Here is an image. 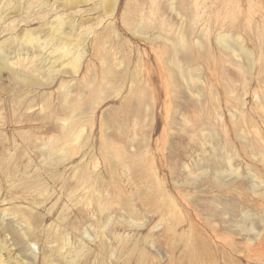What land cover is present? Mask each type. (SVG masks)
<instances>
[{"label":"rangeland","instance_id":"obj_1","mask_svg":"<svg viewBox=\"0 0 264 264\" xmlns=\"http://www.w3.org/2000/svg\"><path fill=\"white\" fill-rule=\"evenodd\" d=\"M153 1L0 0V43L45 48L0 68L4 264H192L196 214L264 228V0ZM56 17L84 54L47 81Z\"/></svg>","mask_w":264,"mask_h":264},{"label":"bare ground","instance_id":"obj_2","mask_svg":"<svg viewBox=\"0 0 264 264\" xmlns=\"http://www.w3.org/2000/svg\"><path fill=\"white\" fill-rule=\"evenodd\" d=\"M80 1L81 0H68V4L71 7H76ZM116 2L117 0H103L102 4L104 6V9L106 10L108 9V11L110 12V15L113 12V7L116 5ZM19 5L20 3L16 5L18 7L15 6L13 8L14 10H16V12H19L21 9ZM152 5L153 6L156 5L155 0L151 2V7ZM64 21L65 20L62 19L61 17H56L51 22V25H50L51 36L47 43H51L52 41H55L58 43V47L61 46L60 48L62 52L61 61H62V65L65 68H63L62 70H58L59 69L57 68L58 61H55L54 63H52L51 71L48 73L47 81H50L57 74L61 72H65V71L70 72V74H76L79 70L80 62L84 54L83 50H79L77 47L71 44L72 42L71 33L73 30V24H71L70 22H69L70 24H66L67 22H64ZM148 22H150V20H148ZM83 35L85 34L83 33ZM217 40L219 44L224 45L226 37L224 35H219ZM39 41H40L39 38L34 37L30 31L24 30L23 33L11 36L9 37V39L1 42L0 43V68L2 69L4 67L6 68L9 67L8 66L9 59L7 57L9 54L8 53L9 50L7 51V48H9L12 45L18 46L19 49L21 48L20 50H22L25 47H29L31 48V50L34 51V54H42V51L45 48L43 47V44H40ZM81 41H84V40H81ZM77 42L79 43L80 39H78ZM223 45L222 47H224ZM227 45L228 44H226V46ZM11 66L13 65L11 64ZM13 72H14V75L17 77V79L23 78V80H25L26 82L30 84L36 83V85L40 86L39 82L37 81L38 79L37 80L29 79V77L27 76L24 77V75H22L23 77H21L20 74L16 73L15 71ZM82 182H84V180H82ZM195 218H196V225L194 226L193 243H192V248H191L192 264H237L236 262L240 260L244 261L245 264H264V228H262V230L258 232L253 225H251L250 227L244 226L243 231L245 233L247 234L254 233V234L252 235V237L246 236L245 237L246 240H244L243 243H240L239 245H237L238 243L236 242L237 240L234 239L229 234L226 235V233L223 232V234L226 236H222L220 229L216 225H212V223L209 222L208 220H202L200 216L197 214L195 215ZM250 218H251L250 216L244 215L243 221L244 222L250 221ZM31 254L33 255V251H31ZM0 264H4V261L2 259H0ZM22 264H27V263H22Z\"/></svg>","mask_w":264,"mask_h":264}]
</instances>
